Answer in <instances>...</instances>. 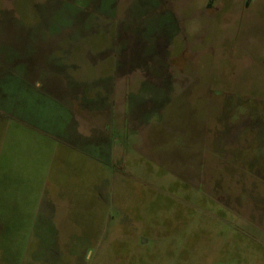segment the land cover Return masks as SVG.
<instances>
[{
  "label": "rangeland",
  "instance_id": "rangeland-1",
  "mask_svg": "<svg viewBox=\"0 0 264 264\" xmlns=\"http://www.w3.org/2000/svg\"><path fill=\"white\" fill-rule=\"evenodd\" d=\"M0 264H264V0H0Z\"/></svg>",
  "mask_w": 264,
  "mask_h": 264
}]
</instances>
